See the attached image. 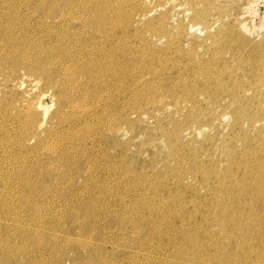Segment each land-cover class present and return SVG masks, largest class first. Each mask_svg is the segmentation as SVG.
Here are the masks:
<instances>
[{"label":"rangeland","instance_id":"1","mask_svg":"<svg viewBox=\"0 0 264 264\" xmlns=\"http://www.w3.org/2000/svg\"><path fill=\"white\" fill-rule=\"evenodd\" d=\"M19 1L33 2L32 9L48 3ZM117 1L58 0L75 4L73 15L61 11L46 21L49 27L65 20L64 32L74 29L69 38L85 43L100 34L85 26L81 5L108 14L110 41L98 46L107 42L113 56L98 50L104 64L91 68L95 77L79 74L72 84L86 96L88 122L80 120L84 108L60 103L61 79L1 61L0 264H237L239 209L255 206L251 196L264 193V0ZM122 22L124 36L115 30ZM124 37L128 66L115 54ZM71 60L88 68L86 60ZM41 97L51 108L46 113ZM30 109L41 129H22ZM63 120L71 135L59 143ZM25 183L35 190L24 192Z\"/></svg>","mask_w":264,"mask_h":264},{"label":"bare ground","instance_id":"2","mask_svg":"<svg viewBox=\"0 0 264 264\" xmlns=\"http://www.w3.org/2000/svg\"><path fill=\"white\" fill-rule=\"evenodd\" d=\"M30 1V0H29ZM28 1V2H29ZM58 1V0H57ZM54 3V1L48 0V3H46V5H43L42 1H40L39 3H37V5L35 6L34 9L31 8L33 2L31 3H26L24 1H19V0H0V40H2V45L0 46V71L2 70V59H9L12 62V65L15 66L16 68L18 67H22V69L24 68L26 70L27 73L29 74H35L38 76H44L47 77L49 80H53V77H58L59 79H61V83H60V92H61V96H60V103L64 104V106L69 107V109H71L73 111V109H79V108H84V113L83 115H80L81 119L83 121V123L88 122V109L87 107H85V104L87 102V100H85L86 96H83L81 94H77L76 92V85L72 84L75 82V80L77 79V77L79 76V74H82L83 78H94L96 75V72L93 73L91 68L93 67H97L96 65H100V64H104V62H100L99 61V57H100V52L101 50H103L105 48V46L108 44L107 42L102 41L101 46H98L100 42V40L106 39L108 41H110L108 38H106L104 36L105 31L107 28H111V24L108 23L109 19L107 17V15H102L101 12L103 11H99L98 9H94L93 8V4L88 2L87 4H83L81 5L82 8V13H83V21L85 23V26H87V28H89V26H93V28L99 32L100 34V38L99 39H87V41L83 40L82 38H77L78 41L73 42L70 37L71 34H73L74 29H67V31L64 32L63 28H64V21H60V23H51L49 25V27H46V21L49 19H52L53 21L55 19L58 18L59 12L64 11L66 13V15H71L72 13H74V8L76 7V5H68L65 4L61 5V3L57 2ZM61 1V0H60ZM76 1V0H74ZM83 1V0H82ZM117 1V0H116ZM119 1V0H118ZM117 1V2H118ZM122 1V0H120ZM133 1V0H132ZM130 1V2H132ZM138 1V0H137ZM169 1V0H168ZM139 2V1H138ZM167 2V1H166ZM214 2V1H213ZM59 3V4H57ZM69 3V2H68ZM140 3V2H139ZM170 2H168L169 4ZM119 4V3H118ZM167 4V5H168ZM143 5V3H142ZM132 6V3H131ZM140 6V4H139ZM176 6V5H175ZM182 6V5H180ZM178 6V7H180ZM146 7V6H145ZM159 7V6H158ZM163 7V6H162ZM142 8V7H141ZM157 8V7H156ZM161 8V7H160ZM101 9V8H100ZM119 9V6H118ZM121 9V8H120ZM119 9V10H120ZM176 9V7H175ZM174 9V10H175ZM118 10V11H119ZM156 10V9H155ZM145 11V10H144ZM153 11V10H150ZM172 11V10H171ZM170 11V12H171ZM117 12V10H116ZM143 12V11H142ZM106 13V12H105ZM120 13V11L118 12ZM141 13V12H140ZM144 13V12H143ZM169 13V12H168ZM38 14L40 16H38L39 18L41 17V21L38 19L37 21L35 20V22H40L39 26L37 27L39 29V31L37 32V28L35 26H32L33 24V17ZM62 14V13H61ZM127 14V13H125ZM146 14V13H145ZM144 16L147 15V17L149 16V12L148 14H146ZM152 14V13H151ZM65 15V16H66ZM73 15V14H72ZM200 15V14H199ZM37 16V15H36ZM197 16V15H196ZM37 17V18H38ZM71 17V16H69ZM74 17V16H73ZM82 17V18H83ZM143 17V16H142ZM141 17V18H142ZM198 17V16H197ZM205 17V16H204ZM36 18V19H37ZM64 18V17H63ZM134 18V17H133ZM196 18V17H195ZM202 18V16H201ZM206 18V17H205ZM67 19V17L65 18ZM135 19V18H134ZM200 19V18H199ZM75 20V19H74ZM73 20V21H74ZM207 20V18L205 19ZM91 21V23H90ZM149 21V20H148ZM198 21V20H197ZM204 21V20H203ZM208 21V20H207ZM142 22V21H141ZM205 22V21H204ZM48 23V22H47ZM134 23V22H133ZM63 25V26H62ZM166 25V24H165ZM190 26V25H189ZM184 27V26H183ZM189 28V27H188ZM127 27L125 23H117L115 25V30L117 34H121L122 36H124V33L126 32ZM130 29V28H129ZM158 30V29H156ZM161 30V28H160ZM185 30V28H184ZM151 31V29H150ZM159 31V30H158ZM186 31V30H185ZM149 32V30H148ZM156 32V31H155ZM163 32V31H162ZM169 32V31H168ZM159 33V32H158ZM174 33V32H173ZM137 35V33H135ZM178 34V33H177ZM180 34V33H179ZM162 35V34H161ZM171 36V35H170ZM115 37L114 36L112 38L113 41H115ZM172 37V36H171ZM120 38V37H119ZM163 38V37H162ZM141 39V38H140ZM156 39V38H155ZM143 40V39H142ZM147 41V39H146ZM174 41V40H173ZM1 42V41H0ZM126 40L125 37L120 41L119 47L120 50H122L121 53H119V51L116 49L115 50V54L118 55L117 56V60L118 62L121 64L124 63L125 66H128L126 58L129 55L128 52L126 54L125 50L129 49V47L126 45ZM144 42V41H142ZM150 42V41H149ZM222 42V41H221ZM220 42V44H221ZM89 43H93L91 45H89ZM133 43V42H132ZM136 43V42H135ZM163 43V42H162ZM223 43V42H222ZM143 44V43H142ZM145 44V42H144ZM148 44V43H146ZM225 44V43H224ZM103 45V46H102ZM140 45V43H139ZM222 45V44H221ZM128 48H127V47ZM149 46V45H148ZM170 46V45H169ZM138 47V46H137ZM142 47V46H141ZM140 47V49H141ZM146 47V46H145ZM89 51H86L87 49H90ZM144 48V47H143ZM173 48V47H172ZM138 49V48H137ZM169 49V48H168ZM99 50V51H98ZM178 50V49H177ZM192 51V50H191ZM112 52V47L106 48L103 50V57H111L110 54ZM154 52V51H153ZM85 53L87 55H85ZM135 52H133L134 54ZM196 53V52H195ZM112 55V54H111ZM153 55V54H152ZM155 55V54H154ZM248 55V54H247ZM113 56V55H112ZM134 56H136L134 54ZM157 56V54H156ZM161 56V55H160ZM194 56V55H193ZM246 56V55H245ZM251 56V55H249ZM129 57V56H128ZM131 57V56H130ZM153 57V56H152ZM158 57V56H157ZM255 57V56H254ZM75 58L77 60L82 59V61L86 60V65H87V69L84 68H80L78 65H76L75 63L72 64L71 59ZM116 58V57H115ZM162 58V57H161ZM154 59V58H153ZM159 60V58H157ZM180 59V58H179ZM216 60V59H215ZM250 60V59H249ZM5 61V60H4ZM9 61V63H10ZM130 61V60H129ZM181 61V60H180ZM187 61V60H186ZM260 62V61H259ZM264 62V61H263ZM71 63V64H70ZM161 63V62H160ZM163 63V62H162ZM182 63V61H181ZM50 64V68L46 69L45 66ZM165 64V63H164ZM167 64V62H166ZM165 64V65H166ZM188 64V63H187ZM261 64V63H260ZM84 65V64H83ZM163 65V64H162ZM164 65V66H165ZM264 65V63H263ZM9 66V65H8ZM52 66L56 67L55 70L50 71ZM169 66V65H168ZM185 66V65H184ZM190 66V65H189ZM204 66V65H203ZM10 67V66H9ZM167 67V66H166ZM215 67V66H214ZM217 67V66H216ZM250 67V66H249ZM248 67V68H249ZM259 67V66H258ZM15 68V70H16ZM128 68V67H127ZM165 68V67H164ZM170 68V67H169ZM261 68V66H260ZM21 69V70H22ZM23 69V70H24ZM202 69V68H201ZM211 69V68H210ZM7 70V69H6ZM13 70V69H12ZM11 70V71H12ZM104 69H102L101 71H103ZM214 70V69H213ZM218 70V69H217ZM216 70V71H217ZM256 70V68L254 69ZM168 71V70H167ZM186 71V70H185ZM199 71V70H198ZM251 71V70H250ZM249 71V72H250ZM258 71V70H256ZM262 71V70H261ZM260 71V72H261ZM264 71V70H263ZM14 72H17L14 71ZM24 73V71H22ZM161 72V71H160ZM166 72V71H165ZM187 72V71H186ZM215 72V70H214ZM245 72V71H244ZM248 72V71H247ZM189 72H187L186 75H188ZM198 73V72H197ZM17 74V73H16ZM165 74V73H164ZM203 74V73H202ZM13 75V74H12ZM12 75L9 74V76L11 77ZM161 75V74H160ZM192 75V74H191ZM190 75V76H191ZM197 76V74H196ZM196 76H194L196 78ZM199 76V75H198ZM209 76V75H208ZM249 76V75H248ZM14 76H12L13 78ZM18 77V76H17ZM16 77V78H17ZM30 77V76H29ZM33 77V76H32ZM244 77V76H243ZM258 77V76H257ZM14 77V79H16ZM25 78V76H24ZM40 78V77H39ZM42 78V77H41ZM185 78V77H184ZM248 78V77H247ZM255 78V77H254ZM263 78V77H262ZM23 79V78H22ZM21 79V80H22ZM47 79V80H48ZM57 79V78H56ZM181 79V78H180ZM206 79V78H205ZM218 79V78H217ZM13 80V79H12ZM20 80V81H21ZM37 80V78H36ZM42 80V79H41ZM46 80V81H47ZM192 80V79H191ZM195 80V79H194ZM208 80V78H207ZM15 81V80H13ZM27 81V80H26ZM44 81V80H43ZM56 81V80H55ZM58 81V80H57ZM206 81V80H205ZM218 81V80H217ZM23 82V81H22ZM48 82V81H47ZM50 82V81H49ZM95 82H98V80H95ZM180 82V81H179ZM187 82V81H186ZM256 82V81H255ZM260 82V81H259ZM184 83V82H183ZM189 83V82H188ZM207 83V82H206ZM254 83V82H253ZM258 83V82H257ZM22 84V83H21ZM53 84V83H51ZM255 84V83H254ZM262 84V83H261ZM34 85V84H33ZM49 85V84H48ZM207 85V84H206ZM216 85V84H214ZM242 85V84H241ZM252 85V84H251ZM20 86V85H19ZM23 86H24V82H23ZM54 86V84L52 85ZM165 86V85H164ZM163 86V87H164ZM210 86V85H209ZM56 87V86H55ZM168 87V86H166ZM164 87V88H166ZM220 87V86H219ZM218 87V88H219ZM239 87V86H238ZM253 87V86H252ZM17 88V87H16ZM79 88V87H78ZM163 88V89H164ZM180 88V87H179ZM206 88V87H205ZM243 88V87H242ZM260 88V87H259ZM21 89V88H20ZM142 89V87H141ZM215 89V88H214ZM221 89V88H220ZM240 89V88H239ZM124 90V86L122 84H119V89L118 91H122ZM238 90V89H237ZM13 91V90H12ZM83 91V90H82ZM115 91V89L113 90ZM110 92V94L113 93ZM145 91V90H144ZM164 91V90H163ZM216 91V90H215ZM214 91V92H215ZM259 91V89H258ZM78 92V91H77ZM98 92V91H97ZM140 92V91H139ZM186 92V91H185ZM213 92V93H214ZM221 92V91H219ZM260 92V91H259ZM142 93V92H141ZM197 93V92H196ZM13 94V93H12ZM73 94V96H72ZM136 95V94H135ZM142 95V94H141ZM140 95V96H141ZM74 96H79L78 98H74ZM192 96V95H190ZM189 96V97H190ZM195 96V95H194ZM237 97V95H235ZM100 97V96H99ZM171 97V96H170ZM93 99V98H92ZM100 99V98H99ZM187 100V97H186ZM193 100V99H191ZM92 101V100H91ZM101 101V100H100ZM102 102V101H101ZM39 105V109L42 112H48L50 111V106H48L46 104L45 98L41 97L39 99L38 102ZM98 105V104H97ZM220 105V104H219ZM130 106V105H129ZM257 107V106H256ZM100 108V107H99ZM90 110V109H89ZM127 110V109H126ZM125 110V111H126ZM241 111V110H240ZM255 111V110H254ZM263 111V110H262ZM239 112V111H238ZM237 112V113H238ZM130 113V112H129ZM3 115V114H1ZM6 115V114H5ZM36 111L35 110H29V112H27V115L25 118H28V122L26 124H22L21 127L24 130H29L31 129V127H35L37 129H41L44 126V122L40 121L37 122L36 126L34 125V120L36 118ZM95 115V114H94ZM96 116V115H95ZM98 116V115H97ZM96 116V117H97ZM6 117V116H5ZM4 117V118H5ZM2 118V117H1ZM0 118V120H1ZM92 118V117H91ZM99 118V117H98ZM97 118V119H98ZM244 118V117H242ZM251 119V118H250ZM5 120V119H4ZM126 121V120H125ZM17 122V120H16ZM66 122V120L61 121L60 125L61 128L64 130H61L60 132H62L57 138L59 143H61L60 141H64V140H69L70 138V131H66L65 130V126L64 123ZM112 121H109V125H111ZM118 122V121H117ZM116 122V123H117ZM251 122V121H250ZM258 122V121H257ZM20 123V121H19ZM119 124V123H118ZM117 124V125H118ZM17 125V124H14ZM116 125V124H115ZM252 125V124H251ZM254 126V125H253ZM7 127V126H6ZM1 128V127H0ZM8 128V127H7ZM19 128V127H18ZM90 128V127H89ZM88 128V129H89ZM112 128V127H111ZM117 128V127H115ZM113 128V129H115ZM16 130V129H15ZM14 130V131H15ZM90 130V129H89ZM88 130V131H89ZM3 131V128L2 130ZM33 131V130H32ZM9 132V131H8ZM90 132V131H89ZM17 133V130H16ZM23 131H21V135L18 138L17 142H21L22 140H24V138L26 136H24V134H22ZM5 134V133H4ZM90 134V133H88ZM1 135V134H0ZM11 136V134H9ZM16 135V134H15ZM80 135V134H79ZM5 136V135H4ZM6 136H8V134H6ZM1 137V136H0ZM3 138V137H2ZM12 138V137H10ZM9 138V139H10ZM82 138V137H81ZM8 139V138H7ZM85 139V137H84ZM169 139V138H168ZM13 140V139H12ZM4 141V140H1ZM0 141V142H1ZM13 142V141H12ZM17 142L14 143L16 144ZM10 144H12L11 142H9ZM58 143V142H57ZM78 143V142H77ZM81 143V142H80ZM3 144V143H2ZM8 144V143H7ZM6 144V145H7ZM48 144V143H47ZM55 144V143H54ZM9 145V144H8ZM7 145V146H8ZM18 145V143H17ZM16 145V146H17ZM21 145V144H20ZM49 145V144H48ZM6 146V147H7ZM14 146V145H13ZM47 146V145H46ZM54 146V145H53ZM51 148H54V147ZM62 146V145H61ZM78 146V145H77ZM2 147V146H1ZM0 147V148H1ZM50 147V145H49ZM48 147V148H49ZM5 148V147H4ZM15 148V147H14ZM47 148V147H46ZM57 149V148H56ZM11 150V149H10ZM6 151V150H5ZM15 152V151H13ZM4 153V151H3ZM84 153V152H83ZM5 154V153H4ZM12 154V153H11ZM264 154V153H263ZM8 155V154H7ZM14 155V154H13ZM4 156V155H3ZM6 157V156H5ZM4 157V159H5ZM11 157V156H9ZM8 157V158H9ZM14 157V156H13ZM12 157V158H13ZM74 157V156H73ZM77 157V156H76ZM72 158V157H71ZM18 159V158H17ZM64 159H67V157H65ZM77 159V158H76ZM1 160V159H0ZM7 160V159H6ZM12 160V159H11ZM25 160V159H24ZM75 160V159H74ZM10 161V160H9ZM13 161V160H12ZM76 161V160H75ZM15 162V161H13ZM18 162V161H16ZM24 162V161H23ZM40 162V161H38ZM3 163H5L3 161ZM20 163V162H18ZM6 164V163H5ZM26 165V163H23V165ZM38 164V163H37ZM10 165V164H9ZM12 165V164H11ZM14 165V164H13ZM264 165V164H262ZM8 166V165H6ZM19 166V165H18ZM22 166V165H21ZM27 166V165H26ZM29 166V165H28ZM76 166V165H75ZM16 166H14L15 168ZM258 167V166H257ZM260 167V166H259ZM262 167V166H261ZM1 168V167H0ZM3 168V167H2ZM13 168V167H12ZM36 168V167H35ZM264 168V166H263ZM262 168V169H263ZM22 169V167H21ZM38 169V168H37ZM17 170V169H16ZM20 170V167L19 169ZM29 170V169H27ZM26 170V171H27ZM33 170V169H32ZM259 170V168H258ZM3 171V170H2ZM8 171V170H7ZM23 171V170H22ZM19 172V171H17ZM25 172V169H24ZM29 172V171H28ZM27 172V173H28ZM2 173V172H0ZM7 173V172H6ZM6 173H4V175H6ZM26 173V174H27ZM204 173V172H202ZM11 174V173H10ZM9 174V175H10ZM34 174V173H33ZM15 175V174H14ZM23 175V174H21ZM25 175V174H24ZM18 176H20V173L18 174ZM35 176V175H34ZM10 177V176H9ZM13 177V176H12ZM17 177V176H15ZM26 177V176H25ZM38 177V176H37ZM42 177V176H41ZM7 178V177H6ZM18 179V177H17ZM36 179V178H35ZM7 180V179H6ZM11 180V179H10ZM40 180V179H39ZM3 181V180H1ZM14 181V180H13ZM27 181V180H26ZM31 181V180H30ZM34 181V180H33ZM6 182V181H5ZM11 182V181H10ZM12 183V182H11ZM14 183V182H13ZM23 183V182H22ZM260 183V182H259ZM4 184V183H3ZM20 184V181H19ZM31 184V182H30ZM258 184V183H257ZM262 184V183H261ZM7 185V184H4ZM14 185V184H13ZM35 185V183H34ZM46 185V184H45ZM259 185V184H258ZM264 185V184H263ZM9 187V186H8ZM19 187V186H18ZM261 187V186H260ZM7 188V187H6ZM11 188V187H10ZM14 188V187H13ZM33 188L31 187L28 183L24 184L20 189H22L24 191V189H30ZM41 188V187H40ZM4 189V188H3ZM12 189V188H11ZM17 189V188H16ZM34 189V188H33ZM42 189V188H41ZM35 190V189H34ZM255 190V189H253ZM3 191V190H2ZM22 191V192H23ZM30 191V190H29ZM37 191V190H36ZM42 191V190H41ZM8 192V191H7ZM21 192V193H22ZM25 192V191H24ZM11 193V192H10ZM38 193V191H37ZM6 194V193H5ZM12 194V193H11ZM24 194V193H23ZM36 194V193H35ZM34 194V195H35ZM247 194V193H246ZM253 194V192L251 193ZM250 195V194H249ZM2 196V195H1ZM248 197V196H247ZM244 198V197H243ZM246 198V197H245ZM250 198V196L248 197ZM7 199V198H6ZM26 199V198H25ZM29 199V198H28ZM251 203L255 202V206H246V202L244 204L241 205L240 209H239V216L236 222L237 225V230H238V234H239V239H238V248H237V254H236V262L237 264H264V193H258L253 194L251 196ZM1 200V199H0ZM27 200V199H26ZM250 200V199H249ZM8 202V201H7ZM237 203V202H236ZM250 204V203H249ZM258 204V206H256ZM3 205V204H2ZM1 205V206H2ZM5 205V204H4ZM12 205V204H10ZM237 205V204H236ZM251 205V204H250ZM238 206V205H237ZM226 208H228L227 206H225ZM2 208V207H1ZM223 208V207H222ZM225 208V209H226ZM11 209V208H10ZM2 210V209H1ZM230 210V209H229ZM12 211V210H11ZM223 211V210H222ZM233 211V210H232ZM220 212V211H219ZM224 212V211H223ZM228 212V211H227ZM5 213V212H4ZM235 213V212H234ZM233 213V214H234ZM13 214V213H11ZM8 215V213H7ZM172 215V214H171ZM225 215V214H224ZM232 215V214H231ZM235 215V214H234ZM9 216V215H8ZM16 217V216H15ZM173 217V216H172ZM176 217V216H174ZM224 217V216H223ZM233 217V216H232ZM231 217V218H232ZM4 218V217H3ZM5 219V218H4ZM9 220V219H8ZM11 220V219H10ZM226 220V219H225ZM230 220V219H229ZM226 223H229L226 221ZM21 224V223H20ZM9 225V224H8ZM13 225V224H12ZM198 225V224H197ZM235 225V227H236ZM15 226V225H14ZM234 226V225H233ZM192 227V225H191ZM228 228V226H226ZM234 227V228H235ZM13 228V227H12ZM15 228V227H14ZM2 229V228H1ZM2 231V230H1ZM18 230H16L17 232ZM226 231V230H225ZM5 232V231H4ZM14 232V229L13 231ZM191 232V231H190ZM8 233V232H7ZM193 233V232H192ZM6 234V233H5ZM4 234V235H5ZM197 234V233H196ZM148 235V234H147ZM150 235V234H149ZM198 236V235H197ZM234 236V235H233ZM237 236V234H236ZM7 237V236H5ZM186 238V236H185ZM226 238V237H225ZM228 238V237H227ZM1 239V238H0ZM27 239V238H26ZM169 239V238H168ZM199 239V238H197ZM196 239V240H197ZM230 239V238H229ZM176 240V239H174ZM187 240V239H186ZM172 241V240H171ZM190 241V240H189ZM195 241V240H194ZM198 241V240H197ZM196 241V242H197ZM201 241V239H200ZM42 243V242H41ZM41 243L39 245H41ZM9 244V243H8ZM44 244V242H43ZM42 244V245H43ZM197 244V243H196ZM202 244V243H201ZM73 245V244H72ZM187 245V244H186ZM205 245V244H204ZM74 246V245H73ZM188 246V245H187ZM192 246V245H191ZM231 246V245H230ZM12 247V246H11ZM176 247V246H175ZM174 247V248H175ZM185 247V246H184ZM201 246H199L200 248ZM204 247V246H202ZM225 247V246H224ZM9 248V247H8ZM22 248V247H21ZM25 248V247H24ZM192 247H190L189 249H191ZM194 248V247H193ZM198 248V246H197ZM208 248V247H207ZM221 248V247H220ZM235 248V249H236ZM19 249V248H18ZM200 249H204V248H200ZM226 249V248H225ZM21 250V249H19ZM167 250V248H166ZM222 250V249H221ZM224 250V249H223ZM228 250V249H227ZM234 250V249H233ZM10 251V250H9ZM174 251V250H173ZM172 251V252H173ZM181 251V250H180ZM203 251V250H202ZM210 253V250H208ZM216 251V250H215ZM225 251V250H224ZM11 252V251H10ZM19 252V251H18ZM91 252V251H89ZM191 252V250H190ZM201 252V251H200ZM97 253V252H95ZM180 253V252H179ZM187 253V251H186ZM193 253V252H191ZM219 253V252H218ZM201 254V253H200ZM229 254V252H228ZM234 255V253H233ZM185 256V255H184ZM191 257V255H189ZM195 256V254H194ZM197 256V255H196ZM206 256V255H205ZM12 258V257H11ZM14 258V257H13ZM16 258V257H15ZM187 258V257H186ZM198 258V257H197ZM201 258V256H200ZM206 258V257H205ZM229 258V257H227ZM234 258V259H235ZM93 259V258H92ZM184 259V258H182ZM189 259V258H188ZM231 259V258H230ZM9 260V259H8ZM179 260V259H178ZM177 260V261H178ZM185 260V259H184ZM201 260V259H200ZM204 260V259H203ZM228 260V259H227ZM189 261V260H188ZM196 261V260H195ZM223 261V260H222ZM234 261V260H231ZM230 261V262H231ZM170 262V261H169ZM181 262V261H179ZM183 262V261H182ZM186 262V261H185ZM227 262V261H225ZM224 262V264H225ZM177 263V262H176ZM184 263V262H183ZM188 263V262H187ZM197 263V262H196ZM201 263V262H200ZM233 263V262H231ZM228 264V263H227ZM230 264V263H229Z\"/></svg>","mask_w":264,"mask_h":264}]
</instances>
